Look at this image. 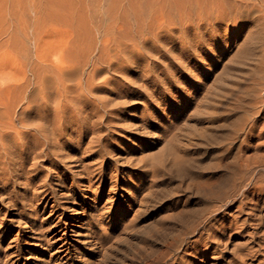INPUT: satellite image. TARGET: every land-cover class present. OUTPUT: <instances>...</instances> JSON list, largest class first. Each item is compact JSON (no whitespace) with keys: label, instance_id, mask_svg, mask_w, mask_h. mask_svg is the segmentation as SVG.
<instances>
[{"label":"rangeland","instance_id":"obj_1","mask_svg":"<svg viewBox=\"0 0 264 264\" xmlns=\"http://www.w3.org/2000/svg\"><path fill=\"white\" fill-rule=\"evenodd\" d=\"M207 1L212 18L227 19L199 28L175 0H0L1 74L18 72L25 57L81 60L87 113L81 132L65 139L72 173L61 185L62 175L47 178L44 239L96 225L111 237L101 264H264V0ZM241 7L253 14L228 18ZM5 180L1 175L0 264H47L33 219L21 217L27 204L13 198L24 185L9 194ZM54 199L80 211L61 216L69 225L61 232L52 228L63 214L52 212ZM81 236L67 239L73 264H80Z\"/></svg>","mask_w":264,"mask_h":264},{"label":"bare ground","instance_id":"obj_2","mask_svg":"<svg viewBox=\"0 0 264 264\" xmlns=\"http://www.w3.org/2000/svg\"><path fill=\"white\" fill-rule=\"evenodd\" d=\"M167 1V0H166ZM165 2V1H164ZM163 2V3H164ZM177 7L183 12L182 14H189L196 18L195 24H198L199 28L202 26H207L208 23H213L219 20L227 19L224 13L222 15H217L212 18V12L210 11V4L207 0H175ZM173 2V3H175ZM215 2V1H214ZM222 1L221 3H223ZM142 3V1H141ZM218 2H216L217 4ZM229 3V2H228ZM219 4V3H218ZM172 5V4H171ZM223 4H220L222 6ZM164 7V6H163ZM210 8V9H209ZM144 9V6H143ZM174 10V9H173ZM251 10V9H250ZM145 12V11H144ZM175 12V11H174ZM252 11L248 9L240 8L235 14L228 16L231 18L233 16H238L239 19H245L246 16H249ZM138 14V13H137ZM253 14V13H251ZM143 15V13H142ZM206 17V18H205ZM186 18V17H185ZM207 19V21H205ZM212 21H211V20ZM240 19V20H241ZM186 20V19H185ZM246 20V19H245ZM191 22V21H190ZM193 22V21H192ZM238 23V22H237ZM84 26V25H83ZM195 26V25H194ZM197 26V27H198ZM209 26V25H208ZM110 27V26H108ZM183 28V27H182ZM105 30V28H104ZM107 30V28H106ZM111 30H114L111 29ZM110 31V28H109ZM35 32V31H34ZM105 34V32L103 31ZM102 33V35H103ZM107 33V32H106ZM125 34V33H124ZM125 36V35H124ZM128 36V35H127ZM103 37V36H101ZM121 38V37H119ZM108 40V38L106 37ZM110 39V38H109ZM112 39V38H111ZM104 40V39H103ZM123 40V39H122ZM92 41V40H91ZM105 41V40H104ZM103 42V41H102ZM109 42V41H107ZM95 44V43H94ZM102 44V43H101ZM100 44V47H101ZM110 45V44H109ZM93 45H91L92 47ZM111 46V45H110ZM126 46V45H125ZM95 47V46H94ZM112 47V46H111ZM103 48V47H102ZM65 49V48H64ZM105 49V48H104ZM101 49H99L100 51ZM103 51V50H102ZM111 51V50H110ZM67 53V52H66ZM102 53V52H101ZM62 52L60 53V55ZM63 54H65L63 52ZM68 54V53H67ZM99 54V53H98ZM57 55V54H56ZM59 55V56H60ZM55 56V55H53ZM66 56V55H63ZM76 56V55H75ZM101 56V55H100ZM71 57V56H70ZM105 57V56H104ZM50 58V57H49ZM68 58V57H66ZM64 57L59 58L55 61H49L48 59L37 57L33 58H24L19 62L20 67L16 70L18 72L12 74L9 69L11 63L8 61L7 71H10L7 74L0 75V176H7V180L3 181L2 188H7V191L10 187L15 186L16 184L24 185V192L21 195H14L15 203L22 201L23 204H27V208L21 217H31L32 230L40 233L39 240V249L46 253L44 261L48 262L47 264H73L71 257L69 255V243L67 239L73 241V237L77 235H82L84 242H81L80 246H77L76 253L79 258V263L87 264H101L102 256H106L105 253L108 251L111 237L103 235L100 233L99 227L91 225L92 227L87 229L85 233H81L77 226L72 228V235L60 233L61 236H55V239L48 240L44 239V235L49 230L44 229V219H41L40 212L42 209L46 208L48 201L45 202V199H49L47 196L52 192V188L47 184V178L52 175V173H57L62 175L60 184L65 182V173L71 172L70 168L72 163L68 161L71 157L72 149L65 147L64 143L66 138L70 137L75 131L81 132V114L84 111L81 108V60L71 61ZM74 58V57H73ZM72 58V59H73ZM55 59V58H53ZM100 59V57H99ZM17 60V59H16ZM51 60V59H50ZM94 60V59H93ZM11 61V60H10ZM87 61V60H86ZM97 61V57H96ZM99 61V60H98ZM15 63V62H14ZM16 64V63H15ZM92 64V63H91ZM95 64V62H94ZM93 64V66H94ZM104 64V63H102ZM109 64V63H108ZM107 64V65H108ZM6 65V64H5ZM4 65V66H5ZM18 65V64H17ZM13 66V64H12ZM15 66V65H14ZM112 66V65H111ZM6 68V67H4ZM102 68V67H101ZM104 68V67H103ZM97 69V68H96ZM13 70V69H12ZM6 72V69H5ZM92 72V71H91ZM4 73V71L2 72ZM90 82V77L88 78ZM84 80V79H83ZM85 81V80H84ZM87 86V85H86ZM93 90V89H92ZM91 90V91H92ZM87 92V91H86ZM88 93V92H87ZM89 94V93H88ZM93 96V95H92ZM91 96V97H92ZM86 98V97H85ZM88 99V98H86ZM92 99V98H91ZM88 99V100H91ZM86 100V101H88ZM84 101V100H82ZM95 101V100H94ZM92 101L93 103H95ZM89 102V101H88ZM97 102V101H96ZM106 102V101H105ZM87 103V102H86ZM91 103V102H90ZM100 103V102H99ZM83 104V103H82ZM88 104V103H87ZM86 105V104H85ZM90 105V104H89ZM92 105V103H91ZM87 106V105H86ZM84 107V105H83ZM99 107V106H95ZM101 107V106H100ZM89 108V107H88ZM87 108V109H88ZM91 109V108H90ZM100 109V108H99ZM102 109V108H101ZM105 112V109L103 110ZM96 112V110H95ZM87 112H85L86 114ZM106 113V112H105ZM96 114V113H95ZM90 115V113H89ZM88 116V115H87ZM98 116V115H97ZM83 117V116H82ZM92 117V116H90ZM86 118V117H85ZM94 118V117H93ZM96 118V116H95ZM94 118V119H95ZM99 118V117H98ZM97 118V119H98ZM141 118V117H140ZM142 119V118H141ZM86 120V119H85ZM88 120V119H87ZM111 120V118H110ZM146 120V119H145ZM76 121V122H74ZM99 121V120H98ZM144 121V120H142ZM91 122V120L89 121ZM100 122V121H99ZM109 122V121H108ZM92 123H94L92 119ZM97 121L95 122V124ZM105 123V122H104ZM103 123V124H104ZM132 123V122H131ZM130 123V124H131ZM134 123V122H133ZM89 124V123H88ZM101 124V123H100ZM99 124V125H100ZM138 124V123H137ZM143 124V123H142ZM149 124V123H148ZM83 125V124H82ZM87 125V121H86ZM93 125V124H92ZM90 125V126H92ZM89 126V125H87ZM94 126V125H93ZM101 126V125H100ZM95 127V126H94ZM135 127H137L135 125ZM145 127V126H144ZM93 128V127H92ZM96 128V127H95ZM102 129V128H101ZM99 129L98 131H101ZM126 129V128H125ZM129 129V127H128ZM143 129V127H142ZM147 129V127H146ZM85 130V129H84ZM83 130V131H84ZM87 130V129H86ZM131 130V129H130ZM140 130V129H139ZM148 130V129H147ZM146 130V131H147ZM97 131V130H96ZM97 131V133H98ZM128 131V130H127ZM143 131V130H142ZM140 133V131H137ZM135 132V133H137ZM151 131H149L150 133ZM126 133V132H125ZM126 135V134H125ZM73 137V136H72ZM132 137V136H131ZM129 138V137H128ZM68 145V144H67ZM90 147V145H89ZM77 148V147H76ZM95 148V147H94ZM75 149V148H74ZM90 149V148H89ZM97 150V149H96ZM81 151V150H80ZM84 151V150H83ZM91 151V150H90ZM94 151H92L93 153ZM83 152H81L82 154ZM95 153V152H94ZM90 154V153H89ZM75 155V154H74ZM92 155V154H91ZM83 156V155H82ZM77 157V156H76ZM80 157V156H79ZM81 158V157H80ZM264 158V157H263ZM78 159V158H77ZM252 159V158H251ZM255 159V158H254ZM79 160V159H78ZM82 160V159H80ZM189 161V160H188ZM45 162H50L51 166H44V169L41 167ZM199 162V161H198ZM260 161L257 162V164ZM83 163V162H82ZM191 162H189L190 164ZM195 163V162H194ZM260 164V163H259ZM258 164V165H259ZM82 165V164H81ZM84 166V165H83ZM86 166V165H85ZM84 166V167H85ZM243 166V165H242ZM247 166V165H244ZM79 167V165H78ZM89 167V166H88ZM249 167V166H248ZM263 167V166H262ZM50 168V169H49ZM261 168V167H260ZM47 169V170H45ZM86 169V168H85ZM88 169V168H87ZM86 169V170H87ZM92 169V168H91ZM96 169V168H95ZM259 169V168H258ZM85 170V171H86ZM93 170V169H92ZM91 170V171H92ZM184 170V169H183ZM97 171V170H96ZM158 171V170H157ZM185 171V170H184ZM244 171V170H243ZM251 171V170H250ZM254 171V170H253ZM186 172V171H185ZM72 173V172H71ZM71 177H75L74 175ZM83 173V172H82ZM91 173V172H89ZM95 173V172H94ZM180 173V172H179ZM248 173V172H247ZM246 171L243 174H247ZM252 173V172H251ZM264 173V171H263ZM84 174V173H83ZM188 174V173H187ZM196 174V173H195ZM201 175V173H199ZM242 174V172H240ZM85 175V174H84ZM89 175V174H88ZM96 175V173H95ZM181 175V174H180ZM194 175V172H193ZM198 175V173L196 174ZM251 175V174H250ZM249 175V176H250ZM54 176V175H53ZM183 176V174L181 175ZM190 176V175H189ZM222 176V175H221ZM228 176V175H227ZM256 176V175H255ZM95 177V176H94ZM186 177V175H185ZM248 177V176H246ZM71 178V179H72ZM196 178V177H193ZM218 178V177H217ZM222 178V177H221ZM220 178V179H221ZM226 178V177H224ZM222 178V179H224ZM231 178V177H230ZM243 177H240V179ZM258 178V177H257ZM90 184L93 182L92 175H89ZM191 179V178H190ZM205 179V178H199ZM198 179V180H199ZM219 179V178H218ZM244 179V178H243ZM254 179V178H253ZM73 180V179H72ZM197 180V179H196ZM230 180V179H229ZM249 180V179H248ZM256 180V179H255ZM264 180V179H263ZM86 181V180H85ZM221 181V180H219ZM226 181V180H225ZM224 181V182H225ZM246 181V180H245ZM258 183V182H257ZM261 183V182H260ZM264 183V182H263ZM261 183V184H263ZM87 184V183H86ZM85 184V185H86ZM89 184V183H88ZM51 185V184H50ZM249 185V184H248ZM251 185V184H250ZM249 185V187H250ZM257 185V184H256ZM52 186V185H51ZM90 186V185H89ZM233 186V185H232ZM56 187V186H55ZM213 187V186H212ZM227 187V186H226ZM225 187V188H226ZM254 187V186H251ZM264 187V186H262ZM1 188V189H2ZM215 188V187H214ZM248 188V187H247ZM96 189V188H95ZM219 189V188H218ZM233 189V188H232ZM231 189V190H232ZM240 189V188H239ZM238 189V190H239ZM244 189V188H243ZM5 190V189H4ZM11 190V189H10ZM10 190L7 192L9 193ZM80 190V189H79ZM78 190V191H79ZM161 190V188H160ZM230 190V191H231ZM249 190V189H248ZM264 191V188H262ZM6 191V190H5ZM163 191V190H162ZM161 191V192H162ZM235 191V190H234ZM246 191V190H245ZM3 192V191H2ZM13 192V191H12ZM155 192V191H154ZM249 192V191H248ZM72 193V192H71ZM70 193V194H71ZM157 193V189H156ZM163 193V192H162ZM244 193V192H243ZM11 194V193H9ZM151 196V193H149ZM227 194V193H226ZM242 194V193H241ZM73 196V195H72ZM154 196V193H153ZM231 196V195H230ZM241 196V195H240ZM159 197V196H158ZM157 197V198H158ZM232 197V196H231ZM260 197V196H259ZM154 197V199H157ZM262 198V197H261ZM223 199V198H222ZM242 199V198H240ZM50 200V199H49ZM217 200V199H216ZM226 200V199H225ZM233 200V199H232ZM245 200V199H244ZM56 202V200L54 199ZM242 201V200H241ZM240 201V202H241ZM185 202V201H184ZM219 202V201H218ZM231 202V201H230ZM233 202V201H232ZM245 202V201H244ZM258 203V202H257ZM46 204V205H45ZM153 204V203H152ZM156 204V203H155ZM226 204V203H225ZM230 204V203H229ZM240 204V203H239ZM209 205V204H208ZM242 205V204H241ZM256 205V204H255ZM259 205V204H258ZM262 205V204H260ZM75 206H77L75 204ZM111 206V205H110ZM210 206V205H209ZM238 206V205H237ZM240 206V205H239ZM245 206V205H243ZM264 205H262L263 207ZM156 207V205H155ZM193 207V206H192ZM259 207V206H258ZM17 209L19 207H16ZM78 208V207H77ZM71 206H60L57 202L54 204L52 212L54 213H63L58 217L57 223L52 225L54 230H59L61 232L63 229L68 228L66 223L62 221V217L65 215L76 214L79 217L80 211ZM97 208V207H96ZM221 208V207H220ZM226 208V207H225ZM243 209V207L241 206ZM252 208V207H251ZM100 209V208H99ZM112 209V208H111ZM256 209L253 206V210ZM264 210V208H263ZM108 210H106L107 212ZM239 211V210H238ZM259 211V210H258ZM54 213H51L53 217ZM58 213V214H59ZM148 213V212H147ZM211 213V212H210ZM230 213V212H229ZM20 214V213H19ZM57 214V215H58ZM208 214V213H207ZM206 214V215H207ZM240 214V213H239ZM255 214V213H254ZM257 214V213H256ZM50 215L48 217H50ZM97 215V214H96ZM111 215V214H110ZM146 215V214H145ZM177 215V214H176ZM189 215V214H188ZM224 215V214H223ZM263 215V214H262ZM62 216V217H61ZM99 216V215H98ZM104 216V215H103ZM150 216V215H149ZM238 216V215H236ZM256 216V215H255ZM20 217V216H19ZM56 217V216H55ZM102 217V216H101ZM146 217V216H145ZM204 217V216H203ZM259 217V216H258ZM93 218V217H92ZM196 218V217H195ZM209 218V217H208ZM226 218V217H225ZM262 218V217H260ZM91 219V218H90ZM110 219V218H109ZM236 219H238L236 217ZM235 219V220H236ZM55 220V219H54ZM100 220V219H99ZM105 220V219H103ZM205 220V219H204ZM209 220V219H208ZM246 220V219H243ZM262 219H260L261 221ZM26 221V220H25ZM28 221V220H27ZM102 221V220H101ZM109 221V220H108ZM237 221V220H236ZM257 221V220H256ZM103 222V221H102ZM193 222V221H192ZM240 222V221H239ZM252 222V221H251ZM250 222V223H251ZM247 223V222H246ZM245 223V225H246ZM98 224V223H97ZM134 224V223H133ZM232 224V223H231ZM244 224V222H243ZM259 224V223H258ZM50 225V224H49ZM99 225V224H98ZM106 225V224H105ZM104 225V226H105ZM237 225V224H236ZM240 225V224H239ZM260 225V224H259ZM64 226V227H63ZM143 226V224L141 225ZM139 226V227H141ZM71 227V226H70ZM128 227V226H127ZM125 227L124 229L128 230ZM138 227V226H137ZM138 227V229H139ZM235 227V226H234ZM252 227H255L254 225ZM258 227V226H257ZM101 228V227H100ZM107 228V227H106ZM118 228V227H117ZM135 228V225H134ZM230 228V227H229ZM232 228V226H231ZM240 228V227H239ZM238 228V229H239ZM242 228V227H241ZM143 231V228H141ZM146 228H144L145 230ZM235 229V228H234ZM252 229V228H251ZM104 231V228L102 229ZM236 231V230H234ZM233 231V232H234ZM241 231V230H239ZM56 232V231H55ZM124 232V231H123ZM126 232V231H125ZM232 232V233H233ZM238 232V231H237ZM250 232V231H249ZM257 232V231H255ZM259 232V231H258ZM105 233H107L105 231ZM230 233V234H232ZM241 233V232H240ZM253 233V232H252ZM251 233V234H252ZM59 234V233H58ZM141 234V233H140ZM139 234V235H140ZM247 234V233H246ZM120 235V234H119ZM245 236V235H244ZM250 236V235H249ZM36 237V236H35ZM114 237V236H113ZM116 236V240H117ZM256 237V236H255ZM258 237V236H257ZM91 239V241H89ZM255 239V238H254ZM121 240V239H120ZM153 240V239H152ZM78 241V240H77ZM119 241V240H118ZM128 241V240H127ZM125 241V244L128 242ZM250 241V240H249ZM120 243V242H119ZM97 245L94 246V245ZM109 244V245H108ZM114 244V243H113ZM126 244V245H127ZM120 245V244H119ZM128 246V245H127ZM101 247V249H99ZM113 247V246H112ZM117 247V246H116ZM115 247V248H116ZM152 247V246H151ZM111 248V247H110ZM160 249L159 247H157ZM105 250V253L102 251ZM133 250V249H132ZM163 250V249H162ZM205 250V249H204ZM75 251V250H74ZM120 251V248H119ZM126 251V250H125ZM130 251V250H129ZM136 251V250H135ZM138 251V250H137ZM146 251V250H145ZM151 251V250H150ZM251 251V250H250ZM254 251V250H253ZM121 252V251H120ZM134 252V251H133ZM140 252V251H139ZM157 252V251H156ZM162 252V251H160ZM89 253V254H88ZM110 253V252H109ZM126 252H124L125 254ZM141 253V252H140ZM149 253V251H148ZM147 253V254H148ZM151 253V252H150ZM198 253V252H197ZM215 253V252H213ZM217 253V252H216ZM247 253V252H246ZM255 253V252H254ZM258 253V252H257ZM108 254V253H107ZM144 254V253H143ZM158 254V253H157ZM191 254V253H190ZM189 254V255H190ZM90 255V259L84 258L85 256ZM136 255V252H135ZM134 255V256H135ZM139 255V254H138ZM170 255V254H169ZM214 255V254H213ZM111 256V253H110ZM132 256V255H131ZM146 256V253H145ZM195 256V255H194ZM253 260H257L258 256L252 254ZM74 257V256H73ZM107 257V256H106ZM117 257V256H116ZM141 257V256H140ZM147 257V256H146ZM212 257V256H211ZM248 257V256H247ZM250 257V255H249ZM109 258V257H108ZM120 258V257H119ZM153 258V257H151ZM155 258V257H154ZM219 258V257H218ZM243 258V257H242ZM252 258V257H251ZM1 259L4 261V258L1 256ZM40 259V258H38ZM117 259V258H116ZM130 259V258H129ZM136 259V258H134ZM138 259V258H137ZM136 259V261H137ZM143 259V258H141ZM147 259V258H146ZM150 259V258H149ZM201 259V258H200ZM239 259V258H238ZM85 262H84V261ZM124 260V259H123ZM122 260V261H123ZM127 260V258H126ZM145 260V259H144ZM148 260V259H147ZM152 260V259H151ZM206 260V259H205ZM261 260V259H259ZM105 261V260H104ZM108 261V260H107ZM113 261V260H112ZM132 261V259H130ZM244 261V260H243ZM242 261V262H243ZM1 262V261H0ZM15 262V261H13ZM103 262V261H102ZM147 262V261H146ZM152 262V261H151ZM176 262V261H175ZM174 262V263H175ZM202 262V261H201ZM241 262V260H240ZM245 262V261H244ZM108 263V262H107ZM120 263V262H119ZM123 263V262H121ZM129 263V262H128ZM134 263V262H133ZM141 263V262H140ZM148 263V262H147ZM105 264V263H104ZM115 264V263H114ZM126 264V263H125ZM132 264V263H130ZM143 264V263H142ZM156 264V263H155ZM247 264V263H246Z\"/></svg>","mask_w":264,"mask_h":264}]
</instances>
